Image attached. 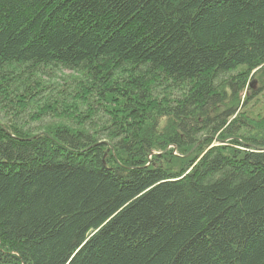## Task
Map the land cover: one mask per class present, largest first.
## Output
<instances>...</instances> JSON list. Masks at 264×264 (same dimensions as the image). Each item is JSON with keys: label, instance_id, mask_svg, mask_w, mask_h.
Instances as JSON below:
<instances>
[{"label": "trees", "instance_id": "16d2710c", "mask_svg": "<svg viewBox=\"0 0 264 264\" xmlns=\"http://www.w3.org/2000/svg\"><path fill=\"white\" fill-rule=\"evenodd\" d=\"M0 264H264V0H0Z\"/></svg>", "mask_w": 264, "mask_h": 264}, {"label": "rangeland", "instance_id": "374dc122", "mask_svg": "<svg viewBox=\"0 0 264 264\" xmlns=\"http://www.w3.org/2000/svg\"><path fill=\"white\" fill-rule=\"evenodd\" d=\"M212 143H213V144H212ZM212 143H211L212 145L219 144V143H218V140H214ZM211 144H210V145H211Z\"/></svg>", "mask_w": 264, "mask_h": 264}]
</instances>
